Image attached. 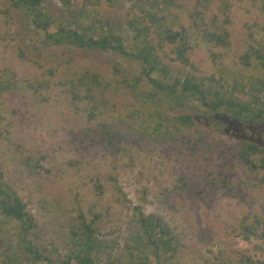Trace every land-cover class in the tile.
<instances>
[{"label":"rangeland","instance_id":"374dc122","mask_svg":"<svg viewBox=\"0 0 264 264\" xmlns=\"http://www.w3.org/2000/svg\"><path fill=\"white\" fill-rule=\"evenodd\" d=\"M79 1L69 9L58 0H45V6L53 18L64 21L78 17L84 8L103 23L122 28L129 40L128 21L141 16V9H149L154 0ZM167 6L169 18H177L192 36V66L172 61L169 45L161 59L171 70L179 67L198 78L212 74L215 62L227 70L239 69L249 29L254 22L264 26V0H173ZM205 30L223 33L214 46L216 61ZM150 37L155 38L154 33ZM85 69L106 72L110 83L104 93L107 107L100 106L102 114L94 118L73 107L65 85L67 78ZM0 70H9L17 81L11 93L0 97V172L27 204L37 224L38 244L53 243L65 254L67 217L72 210L93 207L101 215L100 241L112 247L100 256V264L121 259L133 229V207L141 205L170 232L174 264H240L242 254L264 256V237L250 235L246 240L243 227L257 226L256 220L264 223V178L231 153L242 140L264 148V126L221 118V131L215 125L220 117L213 116L203 123L195 120V127L182 133L168 134L165 127L158 134L151 132L158 121L147 116L140 99L123 83L139 73L137 63L110 52L50 46L45 33L27 27L9 0H0ZM42 82L45 85L38 86ZM137 111L141 114L130 120L129 114ZM165 113L172 114L168 109ZM144 126L154 134L152 141L140 135ZM27 156L39 158L34 172L25 168ZM96 182L102 184L101 194ZM18 229L13 221L0 224V264L9 257V246L16 248Z\"/></svg>","mask_w":264,"mask_h":264},{"label":"trees","instance_id":"16d2710c","mask_svg":"<svg viewBox=\"0 0 264 264\" xmlns=\"http://www.w3.org/2000/svg\"><path fill=\"white\" fill-rule=\"evenodd\" d=\"M65 8L79 5V0H58ZM111 1V0H110ZM10 7L20 10L25 25L34 31L45 33L50 46H66L93 52L114 53L132 63H137L139 73L131 80H123L125 88L140 101L147 116L158 122L152 126L156 134L160 129L167 133H182L195 127V120L205 122L206 118L220 117L215 121L217 129L224 131L222 119L242 125L264 126V26L252 24L247 34L250 42L238 57L239 69L227 70L219 62L214 72L207 78H198L179 67L171 70L161 59L160 53L169 45L172 61L180 67L192 66L189 53L193 47L189 29L170 19L168 4L173 0H154L148 8H142V15L128 21L131 36L126 39L122 28H113L82 8L78 17L71 21L56 20L47 12L45 0H9ZM199 14L197 13V16ZM176 26L178 29H176ZM198 26V25H196ZM219 28V26H218ZM217 30V29H216ZM154 33L155 38L150 37ZM223 34V33H222ZM222 34L204 31V39L210 49L213 61L218 54L214 46ZM129 44H126V43ZM118 73V66L113 67ZM106 72L85 69L75 72L65 81L71 104L76 110L83 109L94 118L101 115L100 106L107 107L104 96L110 89ZM14 74L0 70V97L14 90ZM122 81H116V85ZM45 85L44 82L38 86ZM115 85L113 91H117ZM111 107V105H108ZM114 108V105H112ZM168 109L172 114H166ZM181 110V112H178ZM141 112H131L129 119L134 120ZM144 112L142 111V115ZM144 120V119H143ZM132 130L135 131L133 126ZM112 139L113 136L105 130ZM146 139L152 141L148 127L144 126ZM156 140V139H154ZM165 142V138H160ZM111 142V140L109 141ZM232 157L247 168L262 172L264 178V148L259 144L242 140L231 147ZM39 158L27 156L24 160L28 172L39 167ZM0 172V224L13 221L18 224L16 248L9 246L11 253L2 264H100V256L107 251V244L100 241L98 223L101 215L93 207L86 211L72 210L67 217L68 242L66 253L62 254L55 244H38L35 229L37 224L27 210V204L2 180ZM214 181V178L211 179ZM221 184L225 186V181ZM98 194L103 192L102 184L94 185ZM181 194V193H178ZM133 229L123 245L121 259H110L106 264H174L175 249L173 238L166 229L162 230L160 218L146 214L141 205L133 207ZM257 226L244 225L249 236L263 239L264 223L256 220ZM259 229L261 232H259ZM109 250L112 247L108 248ZM264 251V248L262 249ZM240 264H264V256L254 258L246 254L239 257Z\"/></svg>","mask_w":264,"mask_h":264}]
</instances>
